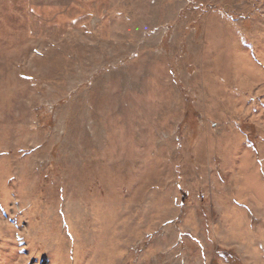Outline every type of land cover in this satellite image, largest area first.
<instances>
[{"label":"rangeland","instance_id":"rangeland-1","mask_svg":"<svg viewBox=\"0 0 264 264\" xmlns=\"http://www.w3.org/2000/svg\"><path fill=\"white\" fill-rule=\"evenodd\" d=\"M0 264H264V0H0Z\"/></svg>","mask_w":264,"mask_h":264}]
</instances>
